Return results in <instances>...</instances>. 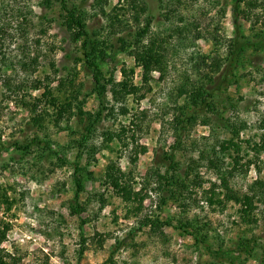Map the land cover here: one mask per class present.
<instances>
[{"label":"rangeland","instance_id":"obj_1","mask_svg":"<svg viewBox=\"0 0 264 264\" xmlns=\"http://www.w3.org/2000/svg\"><path fill=\"white\" fill-rule=\"evenodd\" d=\"M143 1L152 17L151 34L163 37L177 27L192 28L194 33L184 31L182 37L188 40L182 45L178 44L180 37L173 35L176 47L168 55L166 77L159 81L153 72L150 89H143L141 97L129 95L116 102L107 92L106 104L112 113L96 125L87 143L89 151L80 148L79 155L74 141L80 139L86 123L77 116L56 123L53 112L63 105L71 88L69 79L78 95L73 112L81 106L93 114L99 103L92 92L90 72L74 61L80 54L62 26L58 0H48L50 5L44 0H0V191L6 192L11 204L8 209L0 200V230L5 232L0 249L19 258L18 264H264V202L258 206L254 227L239 222L237 207L231 203L222 210L209 205L204 194L219 180L199 157L202 152L220 151L231 138V125H243L239 133L242 155L256 161V166L236 173L230 184L245 193L255 180H264V150L255 157L247 153L244 143L257 142L264 134V52L245 49L250 64L236 73V81L222 95L227 110L220 106L216 114L196 109L188 96L177 94L178 87L186 75L193 77L188 59L194 53L225 65L226 46L235 34L233 0ZM251 1L258 2L254 12L264 15V0ZM71 2L86 12L88 31L100 34L113 48L107 50L111 55L101 65L104 78L120 82L128 76L122 69H132V83L142 86L141 68L133 57L111 53L119 46L116 36L108 28V19L93 8V0ZM116 3L110 0L104 12L112 13ZM241 8H247L245 2ZM171 9L175 12L168 13ZM238 24L254 41L249 30L253 21L240 17ZM255 26L264 29L261 22ZM198 34L203 38L196 39ZM195 82L193 77L190 83ZM43 86L51 91L53 105L41 97ZM190 114L194 120L177 124ZM37 115H41L39 121ZM121 128L129 130L128 139L124 138L128 148L103 135ZM132 131L133 140L129 137ZM171 151L180 175L194 161V173L203 181L195 192L188 189L191 195L183 201L171 199L156 174H164ZM224 158L229 161L227 155ZM109 161L133 174L136 192L144 188L136 215L126 217L132 205H125L111 188L102 185L100 178ZM75 174L83 188L77 200L80 215L70 213L75 205ZM147 217L148 225L140 227ZM251 238L258 240L251 255L237 251L239 242ZM81 247L83 254L79 255Z\"/></svg>","mask_w":264,"mask_h":264},{"label":"trees","instance_id":"obj_2","mask_svg":"<svg viewBox=\"0 0 264 264\" xmlns=\"http://www.w3.org/2000/svg\"><path fill=\"white\" fill-rule=\"evenodd\" d=\"M47 5L50 3L48 0ZM110 0H93V8L100 12L104 17L108 19L109 30L116 36V44L119 46L116 50L111 53L116 54L119 52L127 53L132 56L136 65L141 68V85L136 86L132 83L133 70L122 69L123 74L127 75L120 81L116 82L112 77L104 78L101 65L106 61L111 54L107 53V50L113 48L108 44V40H104L97 32H89L86 25V12L75 5L71 0H58L62 14V26L66 29L69 34L71 43L76 45L80 56H76L74 61L76 64L80 63L85 69L90 72L92 77V92L96 95L99 103V109L95 113H89L82 110L81 106L77 107V111L73 112V101H77L76 91L73 87V80H66L71 86L69 92L65 94L63 105L56 107V112H53V118L56 123L63 118L69 119L71 116H77L80 121L85 122L84 132L81 134L79 140L74 141L77 144L78 154L80 155V148L85 149V152L89 151L87 143L92 138L95 132L96 125L107 115H111L112 108L107 106L106 94L109 92L116 102L124 101L125 97L132 95L133 97H141V91L150 89L149 84L153 81L152 73H158V80H163L168 73V55L170 51L175 49L173 40L171 38L174 34L177 35L178 44L182 45L184 40H188L186 36L183 38L184 31L187 34H193L192 28H175L171 30L166 36H160L159 33L151 34L152 17L148 14L147 4L143 0H116L117 3L112 7V13L107 14L105 6ZM175 3H180V0H173ZM242 2H245L246 9L241 8ZM258 6V2L251 0H233L232 6V17L235 24V34L228 41L226 46L225 65L222 67L221 63L216 60H211L210 56L203 55L200 53H194L188 59L189 70L193 77H195V84L190 83L191 76H185L183 83L178 87V95H186L189 97L191 105L196 109L208 110L217 114L219 107L223 110H227L225 102L222 99V95H226L228 88L236 81L237 75L245 64H250L245 56V49L252 48L253 51L264 52V29L257 30L255 25L261 22L264 26V15L258 12H254ZM256 11V10H255ZM175 12L169 10L168 13ZM264 13V4H263ZM166 15V14H165ZM240 17H244L249 23H252L250 27V34L252 41L249 36H246L242 31L241 26L238 24ZM130 20V23H129ZM263 20V21H262ZM132 21V23H131ZM195 27V26H194ZM197 27H195L196 29ZM124 32H127L124 34ZM130 32V33H128ZM196 36V39L203 36ZM249 35V34H248ZM198 37V38H197ZM183 41V42H182ZM177 44V45H178ZM59 81V85L62 86L63 82ZM38 86H34V89H38ZM44 91L41 97L45 100V103L53 105L54 99L48 86H43ZM218 98L220 100H218ZM40 103L41 99H37ZM83 103L82 101L78 104ZM24 104V103H23ZM231 110L235 108L233 103L227 104ZM36 106V104H35ZM37 107V106H36ZM120 110L125 114L127 111L121 107ZM230 110V109H229ZM37 117V119H36ZM36 121L41 119V115L35 116ZM195 119V115L182 116L177 121V124H185ZM182 127V126H181ZM176 129V128H175ZM244 129L243 125L232 124L230 128L231 138L226 140L221 145L220 151L212 150L211 153H200V159L206 162V164L213 169L217 179L219 180L218 185L205 192L204 198L209 205L215 206L217 209L222 210L227 207L228 203L233 204L237 207L236 214L237 219L241 224L248 227H254L258 222V206L261 202H264V180L257 179L248 188L245 193L237 192L230 184V180L236 173L247 171L250 165L256 166V161L252 159H245L247 154L242 155L243 148L239 140V133ZM129 130L121 128L117 132L107 131L103 135L108 140H114L117 144H120L124 148H128L127 142L124 138L126 137ZM134 131L131 132V140L134 138ZM178 143V140L177 142ZM175 143V146H176ZM244 143L248 148V152H252L255 157H258L264 150V134L261 135L257 142L251 143V141L245 140ZM20 147V146H19ZM48 149L49 147L46 146ZM19 150L24 147L18 148ZM174 151V146L172 147ZM167 154V160L169 165L165 168L164 174H159L158 177L163 180V186L169 192V197L176 200H185L186 196H190L191 192L188 189L195 192V188L202 187V177L198 173H194V161L191 166L187 168V172L184 175H180V171L177 167V163L174 161L172 152ZM137 151L133 152L132 162H135ZM56 155V153L54 152ZM227 155L229 161H226L224 156ZM192 173L193 177L190 178ZM102 185L107 188H111L115 196H117L125 205H132L126 209V217L131 214H137L141 210V204L144 199L142 194L143 189L140 192H136L134 188V177L130 171H123L112 161H109L105 166V170L100 178ZM75 185V205L70 208V213L73 215H80L82 208L77 204V200L80 192L82 191L81 180L76 174L73 179ZM158 183V182H157ZM217 188V189H214ZM186 193V194H185ZM0 200L4 204H7V208L10 209L11 204L8 201L5 191H0ZM161 202H164L161 200ZM134 205V206H133ZM150 218L140 224V227L148 225ZM83 221L81 222V226ZM5 237V232L0 230V243ZM83 240V239H82ZM258 243L257 238H251L250 240H244L239 242L237 245V251L246 255H251L252 248ZM83 254V248L79 250V255ZM19 258L4 253L0 249V264H18Z\"/></svg>","mask_w":264,"mask_h":264}]
</instances>
